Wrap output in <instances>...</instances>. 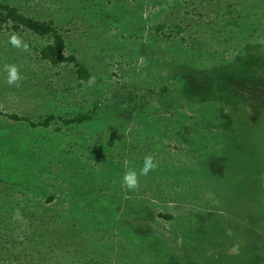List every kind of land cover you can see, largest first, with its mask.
Masks as SVG:
<instances>
[{
	"label": "rangeland",
	"instance_id": "obj_1",
	"mask_svg": "<svg viewBox=\"0 0 264 264\" xmlns=\"http://www.w3.org/2000/svg\"><path fill=\"white\" fill-rule=\"evenodd\" d=\"M1 1L15 4L39 19L52 20L61 27L67 54L76 55L89 69L92 83L78 79L72 63L52 66L41 61L36 48H41L45 41L40 37L0 31V109L37 122L49 113L72 117L97 106L100 117L91 129L54 123L46 132L54 135V130L60 126L61 130L69 132L67 136L63 134L65 139L71 138L70 135L76 137L75 133L80 131L89 133L91 141L74 146L75 153L91 154L101 162L109 159L116 162L112 158L119 150L123 155L130 153L143 159L150 155L157 166L169 175L172 173L171 177L151 175L153 170H150L148 179L140 176L135 195L130 194L134 204L125 212L113 214L114 227L96 233L92 231L97 227L92 224L84 231L93 245H106L96 250L100 252L90 254V249H84L82 253H89L97 264H105L104 260L106 264H115L121 251L129 254L135 249L127 244L141 242L139 229L149 228L152 242L159 239L167 248L184 250L174 252L180 254L182 264L188 262L185 252H191V256L206 264L221 259L220 251L228 255L232 244L225 235L238 229L232 226L234 230H231L224 224L232 225L230 215L236 207H246L242 203L234 207L233 193L242 181L235 173L229 174L222 180L216 197V180L206 178L203 182V178H196L192 182L190 174L180 180L177 174L173 175L185 174L187 167L201 173L202 177L216 153V120L210 125H198V121L206 119L200 117L206 104L209 110L215 109L216 103L209 100L201 106L198 99L193 100L198 97L187 100V73L196 72L201 80L207 75L216 83L221 67L227 63L225 59L239 60L237 70L246 61L262 57L264 0ZM158 25L163 27L161 31L156 30ZM13 36L27 44V49L13 46L10 43ZM13 65L20 79L9 84L8 67ZM253 68L257 75L264 76L261 64L254 63ZM164 86L168 87L165 94L148 92L149 88L159 90ZM239 109L240 112L246 110L245 106ZM9 122L14 125L10 131L13 135L28 133L26 122L6 119L4 123ZM94 129L101 130V141L91 133ZM126 137L133 142H126ZM252 139L254 146L257 135ZM105 141L109 145L103 156L99 146ZM259 149L264 155V146ZM123 157L124 161L128 159V156ZM234 162L237 168L247 171L246 160ZM84 164L88 163L84 160ZM2 176L7 178L5 174H0V178ZM126 190L129 189L126 187ZM141 203L153 213L140 214L135 208ZM217 205V209H224L228 214H216ZM159 213L170 214L173 219L161 217ZM143 216L147 217L142 220ZM95 219L100 222L99 217ZM241 232L244 231L239 230ZM136 258L138 255L131 257L129 264L135 263ZM128 259L129 255H125L119 260Z\"/></svg>",
	"mask_w": 264,
	"mask_h": 264
},
{
	"label": "trees",
	"instance_id": "obj_2",
	"mask_svg": "<svg viewBox=\"0 0 264 264\" xmlns=\"http://www.w3.org/2000/svg\"><path fill=\"white\" fill-rule=\"evenodd\" d=\"M155 28L161 31L163 27L158 25ZM0 31L30 33L40 37L45 41L41 48H36L41 61L52 66L72 63L78 79L87 83L91 80L89 69L76 55L67 54L65 35L54 21L39 19L15 4L0 0ZM225 61L227 63L221 67L216 83L207 75L201 80L198 73H187V100L198 97L193 100L198 99L201 106H205V102L209 100L216 103L215 109L211 106L212 109L209 110V105L206 104L200 116L206 119L198 121L201 126L210 125L212 120H216V153L210 159L208 169L203 171L202 177L201 173L187 167L185 174L173 175L177 174V180H180L183 175L190 174L192 182L196 178H203V182L206 178L216 180L214 189L217 197L222 180L235 173V177L242 182L233 193L234 207L241 203L246 207L238 206L232 211V215L229 214L232 216V225L226 222L224 226L234 230L233 226L238 230L225 235L226 240L232 244L231 251L228 250V255L218 252L221 259L214 264H264V155L260 154L259 149V146H264V76L257 75L253 68L254 63L264 67V55L246 61L237 70L235 66L239 60L227 58ZM167 91V86L159 90L148 89L150 94H165ZM242 106L246 110L240 112L239 108ZM97 109L95 106L72 117L49 113L37 122L28 116L6 113L0 109V174H5L8 178H0V264H97L90 254L106 244L93 245L88 233L84 231L92 224L97 227L92 232L109 230L116 223L113 214L125 212L129 206L132 207L134 197L130 194H134V189L126 190L123 176L134 170L140 178L144 159L130 153L123 155L119 150L112 158L116 162L110 159L108 162H101L91 154L85 156L83 152L73 151L74 146L91 141L89 133L80 131L75 133L76 137L72 138L73 135H70L72 139H65L63 134L67 136L69 132L61 130L60 126L54 130L56 134L47 133L54 123L66 127L86 126L91 129L100 117ZM6 119L26 122L28 133L13 135L10 131L14 129V125L11 122L4 123ZM90 122L94 123L90 125ZM244 123L252 126L247 128ZM100 131L94 129L91 132L98 141L102 139ZM255 135L258 139L253 146L251 141ZM127 141L133 142L129 137H126ZM101 145L100 143L99 150L106 156L109 143L105 141L104 146ZM123 156H128V162L124 161ZM84 160L88 164H84ZM235 160H246L247 171L237 168ZM161 168L157 166L151 175L172 176V173L169 175ZM144 176L148 179V175ZM125 195H129L131 199L123 198ZM142 205L141 203L135 208L140 214L153 213L146 205ZM217 208L218 205L216 214H228V211ZM95 212L99 215L96 216ZM159 216L173 219L170 214L159 213ZM95 217H99L100 222ZM144 217L147 216H143L142 220ZM239 230L244 232L239 233ZM139 231L141 242L127 244L135 249L129 254L118 252L115 264H129L134 255H138V258L132 264H139L138 261L141 264H182L179 262L180 254L174 252H184L183 249L167 248L159 239L152 242L149 228ZM184 235L183 233L181 239ZM84 249H90V254L84 255ZM125 255H129L128 261L119 260ZM184 256L188 261L186 264H206L191 256V252H185ZM148 260L153 262H147ZM104 262L106 264L105 260Z\"/></svg>",
	"mask_w": 264,
	"mask_h": 264
},
{
	"label": "clouds",
	"instance_id": "obj_3",
	"mask_svg": "<svg viewBox=\"0 0 264 264\" xmlns=\"http://www.w3.org/2000/svg\"><path fill=\"white\" fill-rule=\"evenodd\" d=\"M10 43L17 47V48H23L24 50L27 49V44H22V41L20 38L13 36L10 39ZM8 83L9 84H15L19 81L20 76L18 74V70L16 66H9L8 67ZM91 84L92 81H89ZM156 164L154 163L152 156H146L143 162V167L140 169V175H147L150 170H154L156 168ZM123 183L126 185V187L129 190H132L138 186V175L137 172L132 170L125 173L123 176Z\"/></svg>",
	"mask_w": 264,
	"mask_h": 264
}]
</instances>
